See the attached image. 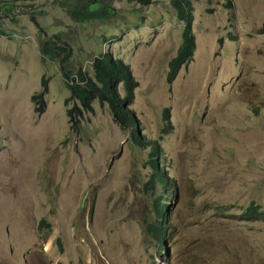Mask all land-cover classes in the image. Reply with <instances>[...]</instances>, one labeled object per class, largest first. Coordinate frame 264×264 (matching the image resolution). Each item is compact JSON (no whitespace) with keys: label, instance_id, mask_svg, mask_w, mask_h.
<instances>
[{"label":"rangeland","instance_id":"rangeland-1","mask_svg":"<svg viewBox=\"0 0 264 264\" xmlns=\"http://www.w3.org/2000/svg\"><path fill=\"white\" fill-rule=\"evenodd\" d=\"M183 1L198 44L172 83L186 29L174 0H109L112 14L83 23L56 0L26 1L1 19L0 264H166L153 258L155 217L140 180L149 149L131 143L97 101L73 130L75 102L66 104L59 63L38 50L40 29L25 9L70 44L73 75L91 73L105 51L130 66L138 88L129 107L182 184L183 202L170 200L175 264H264V222L235 218L247 206L264 210V0ZM236 43L245 66L232 71L223 58ZM42 93L37 112L32 97ZM216 202L225 217L207 219Z\"/></svg>","mask_w":264,"mask_h":264},{"label":"trees","instance_id":"trees-1","mask_svg":"<svg viewBox=\"0 0 264 264\" xmlns=\"http://www.w3.org/2000/svg\"><path fill=\"white\" fill-rule=\"evenodd\" d=\"M26 1L33 3L36 0H0V37L6 34V31L2 28L3 23L1 19L8 15L13 16L17 8L27 6L28 4L18 6L19 3ZM130 1L147 4L150 0ZM55 3L54 5L69 12L73 19L80 23L104 20L108 15L112 14V6L109 0H56ZM174 5L179 12V18L186 22V29L184 32V41L179 49V53L170 63L169 83H172L176 79L183 66L192 62L196 49L195 35L192 31V6L183 0H174ZM25 10L29 14L30 21L40 29V32H38V37H40L38 50H40L43 57L59 63L65 84L71 92V96L66 100V104L69 105V103L75 102L74 108L68 112L70 121L73 124V130L78 129L81 117H84L86 112L94 111L93 103L97 101L101 106L106 105L113 115L114 121L121 128L130 132L135 145L146 147L148 144L147 138L145 135L139 134L137 115L129 107L134 102L135 90L138 88V82L130 66L125 64L123 60L115 58L111 51H105L99 53L92 59L91 73L79 68L74 76L71 71H67L66 69L72 56V47L70 44L64 41L58 34L48 35L40 23H38L34 10ZM115 38V35H113L109 39L113 40ZM106 40L104 39V41ZM42 84L43 91L47 94L49 88L46 77L43 78ZM120 87H123L125 91L124 97H121L119 94ZM44 93L32 97L37 112H43L45 105L43 99ZM166 112L168 111L166 110ZM165 118L168 119V116L166 115ZM170 130H172L171 124H169L166 132ZM151 143L154 146H158V142L152 141ZM154 211L157 217L153 221L148 220V231L153 236H166L168 230L165 219L166 211L165 208L160 206L157 199L154 200ZM247 211L250 218L264 221V211H261L259 207L251 205Z\"/></svg>","mask_w":264,"mask_h":264},{"label":"clouds","instance_id":"clouds-1","mask_svg":"<svg viewBox=\"0 0 264 264\" xmlns=\"http://www.w3.org/2000/svg\"><path fill=\"white\" fill-rule=\"evenodd\" d=\"M193 22H194V20H193ZM185 24H186V22H185ZM193 25H194V23L192 24V31H193ZM262 28L264 29V24H263ZM193 33H194V31H193ZM194 35H195L196 49H197L198 43H197V39H196V34L194 33ZM221 42H222V40H221ZM235 42H236V38L232 37V43H235ZM235 45H236V51L234 52V54L233 55L225 54L224 55L225 57L223 58L224 63H225V60L227 58L230 60L231 65H232V71L239 70L240 65L245 66L240 61L241 57L239 56L238 51H237V48L239 46H237L238 45L237 43ZM196 49H195V51H196ZM195 51H194V53H195ZM193 59H194V55H193ZM193 59H192V61H193ZM185 66H187V65H185ZM166 110L168 112H166ZM170 111H171L170 106H166L163 109L164 119H165V122H167L168 124H170L168 121V119L170 117ZM166 115L168 116V119L165 118ZM138 121H139L138 127H141L139 118H138ZM127 132H129V131H127ZM129 134H130V132H129ZM140 135H145V134L142 133ZM146 138L148 141V144L146 145V147H142V146H138V147H142L144 149H146V148L149 149L148 158L145 162V166H146L145 172L148 176V179L145 180L143 178H140V180H141L144 192L147 195H151V202H152V206H153V215L155 217L154 220L157 217L156 212L154 211V200L157 199L160 206L165 208V211H166V218L165 219H166V222L168 225V230H169V228H170L169 215L171 212L170 200L173 198V199L181 200L183 202V197L180 196V194H179V191L182 188V184H181L179 177L176 175V173L172 172L171 167L169 166L167 160H161L162 147L160 146V142H158V146H154L151 143L152 140H150L147 136H146ZM130 142L134 144V142L132 141V138H131V134H130ZM254 206H256V205H254ZM203 207L206 208V206H203ZM249 207L250 206L243 208L241 210V212L237 216H235V218L240 220V221H243V222H264L261 220L250 218V215L247 211V209ZM256 207H259L261 209L260 206H256ZM225 210H226L225 205H222V204H219V202H216V204H212L209 207V211H212V214H210V216L207 219H209L210 217L224 218L225 217ZM261 211H264V210L261 209ZM168 230H167L166 236L154 235V237L156 239H155V247H154L155 248V254L153 255V258L156 260H162L166 264H175V262H174L175 250L173 248H171V246H169L170 239H169ZM208 253L212 254V255L214 254L213 250L208 251ZM183 264H188V263L183 262ZM209 264H214V263L209 262Z\"/></svg>","mask_w":264,"mask_h":264},{"label":"water","instance_id":"water-1","mask_svg":"<svg viewBox=\"0 0 264 264\" xmlns=\"http://www.w3.org/2000/svg\"><path fill=\"white\" fill-rule=\"evenodd\" d=\"M138 131H139L140 134L143 133V132L141 131V128H140V127H138Z\"/></svg>","mask_w":264,"mask_h":264}]
</instances>
